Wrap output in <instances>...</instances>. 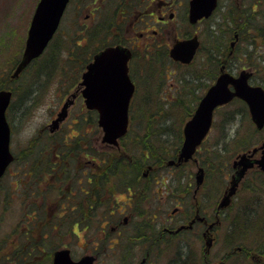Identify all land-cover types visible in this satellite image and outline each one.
<instances>
[{"label": "rangeland", "instance_id": "rangeland-1", "mask_svg": "<svg viewBox=\"0 0 264 264\" xmlns=\"http://www.w3.org/2000/svg\"><path fill=\"white\" fill-rule=\"evenodd\" d=\"M141 1L72 0L56 34V38L66 44L68 39L72 37L74 30H80L82 27L85 28L87 26L92 31L95 29L99 31L100 28L97 25L102 23V20L112 13V7L117 6L119 3L121 10L131 11L133 10V4H140ZM38 3L39 0H0V84L6 78V74L12 69L13 65L22 57L32 16ZM226 4V0H222L220 9L215 13V16L206 24L204 23L205 25L201 28L203 31L200 36L201 50L190 66L174 64L169 59L168 50L175 43L172 35L161 37V39L157 40L159 43H156L155 47L152 48L151 45H147L150 47L147 49L142 48L144 47L141 45L142 41L138 43L139 41L134 39L131 29H128V25L126 27L125 24H120L119 19L110 28L111 31L109 30L112 35L125 40L126 45L134 43L135 54L131 62V68L136 84L138 83L139 86L137 85L136 96L131 105V116H134L132 131L141 134L147 131L152 134H159L163 123L175 124L170 131L172 135H168L170 132H166L167 135L164 136V139H169V143H165L164 140L161 142L158 136L152 143L157 145L160 150L162 146L167 145L168 160L173 159L171 154L173 155L178 145H181L183 127L194 113L199 99L204 95L207 87L213 85L219 74L220 68L218 67L217 71V68L213 65L217 56L220 59V63L222 62L221 64L226 63L230 73L237 76L243 70L249 71L253 75L250 81L251 84L264 88V0H245L244 4H242L243 13H239L242 19H245L247 26L241 31L240 40L234 47L231 46L235 33L232 30L233 25L231 23L233 14L231 15L230 12V14H227V18L222 19L220 11L225 9ZM251 4L255 6L254 9L251 6L250 10ZM230 8L232 11L234 3L230 4ZM178 12L177 23L179 25L175 33L178 32L179 27L185 20L186 14L184 8L180 10L178 8ZM221 26L225 32H220L224 31ZM98 33L106 35L108 31H100ZM180 34L179 32L178 35L180 36ZM33 70L34 67L26 70L23 77H21V81L14 84L15 87H19L28 78L32 77ZM65 74L72 75V71L68 70ZM42 78L46 79L47 77ZM66 88L62 82V74H60V76H57L43 87L42 92L40 91L31 103L19 104L16 97H13V108L9 121L12 127L11 149L14 156L22 158L25 152L33 155L38 153L39 155V152L43 150V156L39 155L37 161H41L44 157V166L56 163L57 159L51 155L52 148L49 143L44 144L43 142L41 144L43 146H40L37 138H39L42 128L50 123L52 117H55L60 111L64 100L73 92L72 90L65 96ZM0 90L3 89L0 88ZM81 107H83V99L79 98L74 107L70 109L71 116L66 123L68 126L74 127L72 122L77 121L78 117L76 115L80 112ZM147 109L152 110L145 112ZM24 111L27 112H25L26 117L22 118ZM162 119L168 120L163 121ZM160 121H162V124L159 123ZM65 125V129L68 130V126ZM98 136L100 141H97L94 145L96 150L105 151L106 153L110 152L103 147L108 145L103 144L101 141V130ZM261 141H264V130H257L244 102L235 100L219 109L218 112L216 111L213 128L201 147L206 150L207 154L201 157L199 156L200 154L196 155L199 165L206 170L204 189L199 196V200L203 203L206 209L205 215L210 221L213 219L217 206L220 205L225 190L230 186L229 181H231L233 174V160L239 154L247 152L252 147H258ZM242 145L248 147L241 150ZM67 150L65 149V151ZM140 153L141 151H138V155ZM204 160H206L205 163ZM169 162L167 161L164 168L160 171L158 170V175H155L159 179L158 185L162 187L158 200H152V198H148L145 195L144 198L136 201V196L133 195V199L131 198L132 201L130 202V199L122 194L121 189L117 187H114V192L111 193L104 191L101 197H104L106 203L105 205L103 204L104 206L102 205L103 207L100 209V214H97V218H95L97 212L93 214V227L99 229L97 224L99 225L98 222L102 219L101 225L112 224L117 219L115 217L116 213H122L121 219L125 221V218H127L129 220V227L127 228V231L130 232L129 235L132 234V237L135 238L137 231L136 216L138 214L144 215L149 220L146 222L153 225L150 220L155 216L154 207L159 208L157 209L159 215L156 217L157 221H159V226L157 225L156 227L160 229L161 233L163 228L175 229V227L184 224L185 221L181 220L189 212L188 205L183 202L182 208L185 206V209H181V206L177 205L175 201H173L174 205H170L168 198L173 194L175 199L178 200V204H181L182 201L179 199L184 198L181 196L183 181L184 179H195L198 165L195 161H191L186 166L174 168L169 165ZM72 164L73 162L70 163V165ZM59 167L60 163L56 166V169ZM118 168L116 170L119 174L121 167ZM144 171L147 172L146 168ZM27 175V167H19L14 162L0 184V259L18 250V245H21L23 241L20 238L22 234L32 233V230L29 232L30 223L27 220V216L31 212L25 213V211L29 210L31 204L36 203L37 198L41 197L37 201H45V208L48 209L51 216L61 214L71 203V200L66 197L67 191L60 189V182L58 183V181L65 179H31L29 182V179H24ZM59 175L60 177L63 176V174ZM170 179H176L177 183L172 182L170 185ZM66 182H72L77 186V181L66 179ZM29 185L36 187L39 191L34 192L33 195L35 193L41 194L36 199L34 197H31L33 199H27L25 191L30 192ZM137 186V182L134 181L130 188H134L136 191ZM153 189L155 190V187ZM152 192L153 190L151 189V195ZM204 195L206 196L205 198H203ZM105 207L108 209H105ZM178 207L180 210L176 209ZM175 209L177 212L172 215ZM220 210H223L220 217V226L215 228L216 224L208 229L209 237L213 241V246L208 253L206 252V241L202 238L203 226L199 225L193 232H184L175 239L171 237L170 241L167 239L168 241L162 243L159 248L160 252L153 253L151 259H149L150 264H183V260L178 257L181 253L187 256L185 264H254L251 256L261 257L259 264H264V255L259 254L254 249V247H259V242L262 243L264 240V175L261 173L260 176L257 174L254 177L251 173L248 174L243 179V184L238 194L231 201V205ZM249 210L256 215L259 214V216H254L252 219V224H258V230H241L238 228L241 238L244 236V239H237L231 244L228 243L227 238L231 235V229L233 230L234 225L246 220V213ZM34 213L39 214L38 211H34ZM74 215L82 216L80 214ZM68 220L70 221L69 218ZM69 223L63 221L61 225L64 226H60L61 231H56V237L53 240L43 242L41 249L45 250L49 246L62 243L63 247H60V249L69 248L75 260L90 254V249L95 244V238L90 237L98 236L99 231L95 232L94 229L89 238L85 239L82 232L77 228L76 231L79 236L70 233L67 228ZM105 231H110L109 226L106 227ZM250 231H262V233L251 236ZM214 232L216 233L215 236ZM109 233L110 235L112 234L111 232ZM214 237H216V240ZM186 242H188V245ZM133 244L137 245L135 241H133ZM238 247L249 250V252L245 253L243 249L239 251ZM124 249L125 244L123 243L116 254L122 255ZM99 250L104 252L96 264H116L114 263V258L107 256L109 255L107 249H101L99 245ZM142 254L140 252L138 255L135 254L137 257L132 263L119 260V264H141V258L144 256ZM205 260H207V263Z\"/></svg>", "mask_w": 264, "mask_h": 264}, {"label": "water", "instance_id": "water-1", "mask_svg": "<svg viewBox=\"0 0 264 264\" xmlns=\"http://www.w3.org/2000/svg\"><path fill=\"white\" fill-rule=\"evenodd\" d=\"M70 0H40L33 15L23 55L14 69L11 79L18 78L33 61L42 56L55 33L59 29L61 20ZM218 5V0H191L189 21L196 24L202 18H208ZM197 37L178 41L170 51L171 57L183 64H190L199 47ZM131 51L123 46L108 47L96 54L88 64L79 85L88 110L98 113V124L102 128V142L117 146L119 139L124 137L129 128V109L135 93V84L129 75V60ZM252 73L246 70L238 76L221 69L215 83L208 89L199 101L191 119L183 128L184 141L177 161L171 160L169 165H180L194 159L197 148L209 134L214 113L219 107L231 103L234 99L243 100L251 115V120L257 130L264 128V88L252 86L249 83ZM79 90L71 94L65 101L57 118L50 124V130H57L68 115L74 104ZM12 91L0 90V179L14 161L11 151V126L7 119V111L12 101ZM264 143V142H263ZM261 152V157L253 159ZM257 164L264 172V144L253 151L241 154L233 162L236 170L231 177L230 187L222 198L219 208L230 206L239 184L247 171ZM196 179L201 184L204 179V169L200 168ZM195 222V221H193ZM193 223L184 228H192ZM213 225L210 226L212 228ZM208 233V230H207ZM206 238L207 251L213 245L211 237ZM96 257L86 255L74 260L71 250L62 248L54 252L52 264H95Z\"/></svg>", "mask_w": 264, "mask_h": 264}, {"label": "flooded vegetation", "instance_id": "flooded-vegetation-1", "mask_svg": "<svg viewBox=\"0 0 264 264\" xmlns=\"http://www.w3.org/2000/svg\"><path fill=\"white\" fill-rule=\"evenodd\" d=\"M190 2L191 0H142L140 4L139 3L133 4V7H132L133 10L131 11L118 10V12H120L121 14L120 24L121 23L125 24L126 27L128 25V29L129 28L131 29L134 39L138 40L139 41L138 43L142 41L141 45L144 46L142 48L149 49L150 47L147 45H151L153 48L155 47L156 43L157 44L159 43L157 40L161 39V37L163 36H170V35H172L173 38L175 39V43L178 40H186L194 36L198 37L200 40V47H201L200 36L203 33L201 28L211 18H213V16H215V13L218 11V9H220L222 0H218V7L216 11L213 13L212 17L208 19H203L197 22L196 24H192L191 22H189ZM244 2L245 0H242V1L241 0H226L227 4H226L225 9L220 10L222 19L227 18V14L228 13L230 14V12H231V15L233 14L231 18V23L233 25V28L232 27L231 28L232 30H234L235 33L233 37L234 43L231 42V46L233 44L236 45V43L240 40L241 31H243L244 28L247 26V24L245 23V19L243 20L242 16H240V13H243L241 6L242 4H244ZM231 3H234V8L232 11L230 8ZM251 6H252V9H254L255 5L251 4L249 7L250 10H251ZM178 8L179 10L184 8L186 14L184 18L185 20L183 21L182 25L179 27L178 32L175 33L179 25L177 23L178 15H179ZM221 29H222V26H221ZM179 32L181 33L180 36L178 35ZM220 32H225V30L220 31ZM131 45L128 44L127 47H129L134 52L135 51V48L133 47L134 43ZM135 45H136V42H135ZM173 45H171L168 50V57L172 63L178 64L170 58V50ZM219 74H220V69H219ZM79 98H82V97L80 96L78 97V99ZM61 108L62 106L60 107V109ZM87 113H89L88 119L86 118ZM76 116L78 117L77 121L72 122L74 127L68 126L66 124L69 121V118H68L65 122H63L59 126L57 130L52 132L49 126L56 119L57 117V114H56L55 117H52L50 123L46 125L44 128H42L40 136L39 138H37L39 142H41L40 146H43L41 145L43 144V142L44 144L48 142L50 147L52 148L51 155L55 156V158H57V160L60 163H62V165L66 164L65 166L61 165L58 169H54L52 165L44 167V165L41 163L43 161H39V162L37 161V157L39 155L43 156V150L39 152V155L38 153L36 155L35 154L33 155L31 153L29 154L28 152L25 155L28 161L30 162V164L40 163L36 168L37 170L40 167L38 169L42 173V175L39 176L41 177L40 179H43V180L65 179V180H60V181L57 180L58 183L60 182L59 183L60 189H64L65 191H67L66 197H68V199L71 200V203L69 204L68 208L64 212L80 214L83 216L81 222L78 223L79 227H76V228H78L79 231L82 232V234L84 235V238L87 239L90 236L91 232L95 229L93 227L94 221H92L93 223L89 227L84 226V225L86 224L85 216L89 215L90 218L94 220L93 214H95L96 212L95 206H96L97 158H96V148L94 146L97 143L96 128L94 124L96 120V113L92 111H88L86 109L85 104H84V99H83V107H81L80 112ZM81 117L83 118V123L87 124V127L83 128L82 130L77 129L76 127V125H78V120L81 119ZM64 125L68 126V130L65 129ZM78 131L79 132L83 131V134L81 136H78V135L73 136ZM72 141L77 142V143L72 144ZM103 147L107 149L108 151H110L109 155H113L115 157L118 156L119 158L130 159L127 153L124 152L121 145L109 146V147L103 146ZM65 149H68V150L65 151ZM260 157H261V152H258L256 156L254 155V159L258 160V158ZM15 160H16V156H15ZM71 162H73L72 165H70ZM147 168H146L147 172L144 171L143 169L140 179L131 180V184H133L134 181L137 182L138 184L136 191L134 188H130L131 184L128 185L127 179H120L121 183L123 184L122 186L123 190H121V193L127 196L130 199V202L133 199V193L138 194V195L140 193V195L142 196L145 189H147L146 195L148 196V198H152V200H155V199L158 200L159 195H161L162 187L158 185L159 179H157L156 178L157 176H155L158 170L160 169V167L148 165ZM250 170L260 171V168L257 164H255L254 167ZM59 174H63V176L60 177ZM31 179H37V178H34V176H32L31 178L29 177V182L31 181ZM66 179L74 180V182L77 181V186L73 184L72 182H69V183L66 182ZM110 180L113 183H115L119 179H110ZM172 182L173 183L176 182V179H170V185L172 184ZM204 182L205 180L203 181L201 185H199L197 184L196 179H184L183 181L184 185H182L183 190L181 191V196H183L184 198L179 199L182 201L181 204H178V200L175 199V196L173 194H171L170 198H168L170 205H174L175 203H173V201H175L177 202V205L181 206V209H185V206L182 208L183 206L182 203L185 202L189 207V212L186 213L185 217L181 220V221L184 220L185 223L179 225L178 227H175V229L163 228V232L162 233L160 232V229L156 227L157 225L159 226V221H157L156 219V217H158L159 215L157 213V209L159 208L154 207L155 209L153 211H154L155 216L152 217L150 220V222L153 224L152 232L154 234L160 233L159 236L163 243L167 242L168 241L167 239H169L170 241L171 237L175 239L181 236L184 232H193L199 225L203 226L202 238L205 240L206 235L207 237H209L208 233H206V230L210 228V225H213L212 227H214L217 224L215 228L220 226V221H221L220 217H221L223 210L219 209V205L217 206L213 214V219L210 221V219L205 215L206 209L203 203L199 200L200 199L199 196L201 195L204 189L203 188L205 184ZM242 184H243V181L239 185L238 192ZM29 186H30L31 194L36 192L34 186H31V185ZM153 187H155V190L153 189ZM151 189L153 190L152 195H151ZM128 191L130 192V194H128ZM144 196L142 197L136 196V201L141 198H144ZM205 197L206 196L204 195L203 198ZM176 209L180 210L179 207ZM176 209L173 211L172 215L176 214L177 212ZM116 214L117 215H115V217L117 219L115 222H113L114 224L112 223V224L107 225L109 226V230H110L108 231V237H106L109 242V244L105 247V249H107L109 253V255L107 256L109 258L117 257L119 258L121 262L132 263L137 257L136 255H138V253L140 252V253H143L142 255H144L142 256L140 263L143 262L144 264V262H146L145 264H150L149 259H151V256L153 255V253H156L158 251L160 252V249L156 248V246L153 247L151 245L147 249V246L144 243L138 241L140 240V237L138 236L137 233L135 235V238L137 239L132 237V234L129 235L130 232L127 231V228L129 227V220L127 219V221H124L123 219H121L122 213L117 212ZM201 218L203 220H200ZM194 220L195 222L193 224L192 229H182L181 231L176 232L178 228H180L181 226H188ZM107 226L103 225V229L106 230ZM153 229L155 230L153 231ZM105 232L102 234V236L105 235ZM109 232H111L112 234L110 235ZM215 234L216 233L214 232V236ZM214 239L216 240V237H214ZM133 241H135L137 245H134ZM123 243L125 244V249H124L123 254L122 255L116 254L118 251V248H120L123 245ZM186 244L188 245V242H186ZM93 245L94 246L92 247V249H90L91 250L90 254L98 255L100 258V256L103 254L104 251L99 250V245L97 243ZM251 258L254 260L256 256H251ZM205 262L207 263V260H205Z\"/></svg>", "mask_w": 264, "mask_h": 264}, {"label": "trees", "instance_id": "trees-1", "mask_svg": "<svg viewBox=\"0 0 264 264\" xmlns=\"http://www.w3.org/2000/svg\"><path fill=\"white\" fill-rule=\"evenodd\" d=\"M111 9H112V13L106 19L102 20V23L97 25L98 28H100L99 31H97L96 29L92 31L87 26L85 28L82 27L80 30H74L72 37L70 36L71 38L68 39V42L66 44H64L62 40H59L55 36L47 52L40 59L34 61L32 65L29 67L30 69L34 67V70L32 72V77L28 78L27 81L24 82V84H21L17 88L15 87L14 84L16 82L21 81V77H23V75L19 79L11 81L10 73L16 64L15 63L12 69L6 74L5 76L6 78L2 80L3 83L1 82L0 88L12 89L18 103L27 104L34 101V99L39 94V92L40 91L42 92L43 87L48 85L54 78L62 74L63 85L65 88L67 87L65 89L66 91L65 96L66 94H69L79 84L82 73L85 71L87 64L92 60V57L95 53H97L98 51L109 45L126 44L125 40H122L120 37L114 36L110 33L111 31L110 28L116 24V21L118 19H119L118 21H120L121 14L120 12H118V10H121V6L118 3L117 6L112 7ZM100 31H108V33L106 35H102L98 33ZM221 63H220V59L217 56L215 58V61L213 62V65L215 68H217V71H218V67L220 68L223 65ZM68 70L72 71V75L65 74V72ZM42 77H47V78L43 79ZM12 108L13 107L11 105L8 111V119L9 116H11ZM150 110L152 109H147L145 112H150ZM25 112L26 111L22 113V118L26 117L25 114L27 112L26 113ZM88 117H89V113H87L86 115L87 119ZM133 120H134V116H131V126L129 133L121 140V147L123 148L124 152L127 153L130 159L119 158L118 156L115 157L113 155H109V152L106 153L105 151L96 150V158H97L96 212L97 213L95 218H97V214H100L101 211L100 209L106 203V201H104V197H101V194L104 191L106 193L114 192L113 191L114 187L123 190L122 188L123 184L121 183L120 179H127L128 185H130L132 179L141 178L143 169L147 168L148 165L161 167L159 169L160 171L162 170V168H164L165 163L168 161L167 158L168 151H166L167 145L162 146L160 150V148L159 149L157 148V145H153L152 143L153 140L156 138V136L160 138L161 142H163L164 140L165 143H169V139L168 138L164 139V136L167 135L166 132L169 133L171 131V129L175 126V124L173 123L169 125L163 123V127H161L159 134L156 133L152 134L149 131L141 134L132 131ZM162 120L166 121L168 119H162ZM159 123L162 124V121H160ZM94 124L96 128V138L97 141H99L98 135L100 133V130L98 127L97 116ZM76 127L77 129H81V130L87 127V124L83 123L82 117L81 119L78 120V125H76ZM82 134L83 131L81 132L78 131L73 136L76 135L81 136ZM168 135H172L171 132ZM76 143L77 142L72 141V144H76ZM180 146L178 145L176 152L173 155L171 154L173 158H176ZM242 146L243 147L241 148L248 147L244 145ZM138 151H141L139 155H138ZM25 154L26 152L24 153V157L22 158L20 157L21 159L16 156V160H15V163H17L19 167L21 166L27 167L28 175L24 179H29V177L31 178L32 176H34V178L40 179L41 177L39 176L42 175V173L38 170L40 167L37 169L38 172L36 170L37 166L40 163L30 164ZM198 154H200L199 156L201 157L203 155H206L207 152L206 150L201 148ZM43 159L44 158L41 159V161H43L41 162L42 164H44L45 162V159L44 160ZM57 161H55L56 163L52 164L54 169H56V164L58 165L60 163V162L57 163ZM205 162L206 160H204V163ZM61 165L62 163H60V166ZM45 166H50V165H45ZM118 167H121L120 168L121 172L119 174L117 173L116 170L119 169ZM251 174L254 175L255 177L257 174H259L260 176L261 173L258 171L256 172L253 171L251 172ZM110 179H119V180L113 183ZM36 192H39L37 188H36ZM25 195L27 196V199H33L31 197H34L36 199L37 196L41 194L35 193L33 195L26 190ZM37 199H36V203L34 202L33 204H31L29 210L25 211V213L31 212V214L27 216V220L30 223L29 232L32 230L31 231L32 233L22 234L20 238L23 241L21 245H18L19 248L17 246L18 250L16 252L14 251L13 254H10L8 256H3L0 259V264H51L53 252L59 249L60 247H63L62 243H58L51 247L48 245L49 248L45 250L44 249L42 250L41 246L43 245V242L51 241L53 240L54 237H56L55 234L56 231H61V227L64 226L61 225L63 221L70 222L69 227H67L69 232L79 236V234L76 231V227H79L78 223L81 222L83 216L74 215V213H70V212H62L59 215L51 216L48 209L45 208L46 206L45 201L44 200L37 201ZM105 209L108 208L105 207ZM34 211H38L39 214H35ZM68 218L70 219V221L68 220ZM92 221L93 219L90 218L89 215L85 216L86 224L84 226L87 227L91 226V224L93 223ZM102 221L103 219L100 222H98L99 225L97 224L96 221L97 228L99 229H95V232L99 231L98 236L90 237V238H95V243L100 245L101 249H105L108 243V240L106 238L108 237V231L103 237L102 234L104 233V229H103V225H101ZM252 223H253L252 219L251 220L246 219L245 221L240 222L238 225H234L233 229L240 228L241 230H251V229L258 230V224L257 223L252 224ZM260 233H262V231L261 232L250 231L251 236L258 235ZM60 238H62V236H60ZM237 239H244V236L242 238L241 236H239L234 240ZM232 242H230V244ZM242 249L245 253L249 252V250L238 247L239 251H242ZM178 257H180L183 260V264L187 262L186 255H183L181 253L178 255Z\"/></svg>", "mask_w": 264, "mask_h": 264}, {"label": "bare ground", "instance_id": "bare-ground-1", "mask_svg": "<svg viewBox=\"0 0 264 264\" xmlns=\"http://www.w3.org/2000/svg\"><path fill=\"white\" fill-rule=\"evenodd\" d=\"M201 49V47H200ZM253 77V76H252ZM250 81V79H249ZM264 143L261 141L259 145H263ZM244 148H242L241 150H243ZM146 192H147V189L144 190V193L142 196L146 195ZM149 192V191H148ZM128 194H130V192L128 191ZM133 195L137 196V197H142L139 193L138 194H134ZM97 210V206H95V211ZM253 211H248L246 213V219L248 220H251L253 219L254 216H259V214H255ZM146 221H149L146 219V217L142 214H138L135 218V224L137 225V231L136 233L138 234V236L140 237V241L142 243H144L146 246H147V249L149 248V246H156V248H160L161 245H162V241H161V238L159 236L160 233H153L152 232V226L153 225H150V223L146 222ZM234 231H235V234H234ZM230 236H228L227 238V242L230 243L232 242L234 239L238 238L240 235L238 229H231V232H230ZM155 244V245H154ZM255 250H257L259 252V254H263L264 255V240L262 241V243L259 242V247L255 248ZM114 258V263L116 264H119V258L117 257H113ZM261 261V257H256L254 259V261H252L254 264H259V262Z\"/></svg>", "mask_w": 264, "mask_h": 264}]
</instances>
